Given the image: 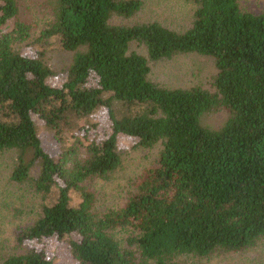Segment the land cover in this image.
<instances>
[{
    "label": "trees",
    "instance_id": "obj_1",
    "mask_svg": "<svg viewBox=\"0 0 264 264\" xmlns=\"http://www.w3.org/2000/svg\"><path fill=\"white\" fill-rule=\"evenodd\" d=\"M193 1L191 26L176 31L112 23L133 19L141 0H46L50 20L35 39L44 48L30 56L18 46L32 41L36 24L21 18V0H0V152H19L11 180L40 200L16 237L24 252L0 264H55V242L73 264H180L264 237V12H244L240 0ZM53 49L75 53L67 69L46 64ZM188 53L214 59L212 91L150 79V62ZM102 109L109 132L80 123ZM217 110L228 113L223 127L203 126ZM35 116L61 144L57 154L44 148ZM120 137L145 149L161 144L160 157L123 206L100 212L87 185L120 169ZM119 229L129 232L124 242Z\"/></svg>",
    "mask_w": 264,
    "mask_h": 264
},
{
    "label": "rangeland",
    "instance_id": "obj_2",
    "mask_svg": "<svg viewBox=\"0 0 264 264\" xmlns=\"http://www.w3.org/2000/svg\"><path fill=\"white\" fill-rule=\"evenodd\" d=\"M142 10L133 19H114L113 24L133 25L136 23L159 22L176 31L186 30L191 26L195 3L193 0H141ZM244 12L260 14L264 12V0H240ZM49 5L46 0H21V18L36 24L32 41L18 46L23 53L30 56L41 52L44 44H37L35 39L50 20ZM131 52L147 57L146 49L136 43L130 46ZM75 53L53 49L47 51L44 59L55 72L67 69L74 60ZM152 69L150 79L166 89L202 88L212 91L213 81L217 75L214 59L195 53L178 54L167 60L150 62ZM59 80V79H58ZM51 81L52 84H59ZM228 119V113L217 110L203 115L200 122L203 126L219 130ZM37 131L46 148L51 154L59 152L61 144L54 139L52 132L44 123L34 117ZM80 123L90 126L100 125L101 133L109 132L107 111L102 109L93 116L83 119ZM92 126V125H91ZM96 129H91L95 133ZM118 149L122 158L120 169L111 179H95L88 183V188L95 194L96 207L100 212L118 209L124 205L133 190V185L142 172L153 166L160 157L162 145L151 149L135 147V142L120 137ZM17 150L0 152V260L14 253H22L16 245V237L20 230L31 225L39 213L40 200L35 197L30 188H25L11 180V173L17 163ZM78 197L73 195V200ZM114 236L124 242L129 232L116 230ZM53 257L55 264H73L68 247L62 243H53L49 258ZM180 264H264V237L254 247L237 253L223 254L219 251L206 258L181 257Z\"/></svg>",
    "mask_w": 264,
    "mask_h": 264
}]
</instances>
